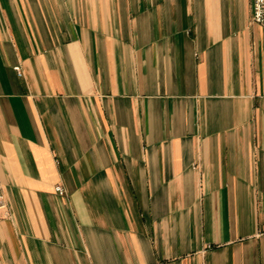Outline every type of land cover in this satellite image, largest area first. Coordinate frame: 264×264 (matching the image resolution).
Instances as JSON below:
<instances>
[{
  "label": "crops",
  "instance_id": "0c3cea01",
  "mask_svg": "<svg viewBox=\"0 0 264 264\" xmlns=\"http://www.w3.org/2000/svg\"><path fill=\"white\" fill-rule=\"evenodd\" d=\"M252 14L0 0V264H264Z\"/></svg>",
  "mask_w": 264,
  "mask_h": 264
},
{
  "label": "built area",
  "instance_id": "2783aa9c",
  "mask_svg": "<svg viewBox=\"0 0 264 264\" xmlns=\"http://www.w3.org/2000/svg\"><path fill=\"white\" fill-rule=\"evenodd\" d=\"M252 21L255 24H258L264 28V0H253V14H252ZM14 71L16 72L17 76H21V71L19 67H14ZM56 194L62 196L64 194L63 189L60 186L55 188ZM2 205V196L0 193V206Z\"/></svg>",
  "mask_w": 264,
  "mask_h": 264
}]
</instances>
